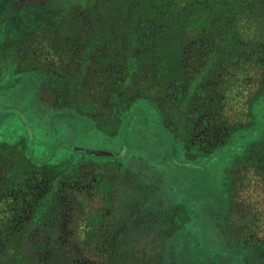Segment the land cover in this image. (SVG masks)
<instances>
[{"label":"trees","instance_id":"16d2710c","mask_svg":"<svg viewBox=\"0 0 264 264\" xmlns=\"http://www.w3.org/2000/svg\"><path fill=\"white\" fill-rule=\"evenodd\" d=\"M44 48L77 63L75 79L97 73L112 111L76 98V80L31 66ZM0 59L10 73L0 98L27 80L36 94L21 107L0 104V264H80L88 248L105 264H129L147 256L136 248L151 234L159 264H264V242H251L250 225L247 232L237 220L238 240L228 233L230 178L251 168L264 176V0H0ZM42 86L64 105L58 133L53 108L38 98ZM195 120L213 129L208 146L190 142ZM143 145L158 149L145 156ZM166 145L172 152L163 157ZM130 159L137 168L124 165ZM92 161L116 176L127 168L121 191L98 176L104 208L73 212L63 197L56 203L59 185ZM200 164L215 175L193 169ZM41 173L51 182L38 195L27 191L44 181ZM73 213L85 238L71 246L58 226Z\"/></svg>","mask_w":264,"mask_h":264},{"label":"rangeland","instance_id":"374dc122","mask_svg":"<svg viewBox=\"0 0 264 264\" xmlns=\"http://www.w3.org/2000/svg\"><path fill=\"white\" fill-rule=\"evenodd\" d=\"M48 50L49 48H44V50L41 52L43 53L42 58H39L36 54H34V57H37L36 58L37 60L35 61V63H33V60L31 59L32 63L30 65L34 67L35 64H37L38 66L37 68L39 70L42 69L43 67H46L47 69L49 68L53 70L57 74H61L62 76L66 77L70 81L71 79L76 80L75 82L81 83V89H82V90H75L76 98L80 97L79 95L83 93V97H85L86 99L88 100L91 99V100L98 102L100 111L102 112H106L109 110L112 111V109L110 108L111 106L109 107L110 99L108 98V94L104 92V88H101L104 82L100 81L99 77L97 76V73H94L92 78L90 77L93 73L91 75L88 74L85 77L78 76L79 78L75 79L74 77L77 76L76 74L79 71L78 64L72 62V60L66 59L65 52H61V50L55 49V50H52L51 52H47ZM39 51H40V48H39ZM39 51H36V52H39ZM46 53H49V54H46ZM1 61L2 60L0 59V62ZM23 65L21 64V66ZM1 74H2V77H0V83L2 82V80H5L7 78V75H10V73L7 74L4 72L3 66L0 64V75ZM105 74H107V72H105ZM42 75L45 78L46 74L42 73ZM111 75L112 74H108L106 79L111 77ZM112 81H115V80H112ZM75 82L71 81L72 86L75 85ZM42 84H46V83L42 82ZM18 87L19 88L16 91L12 89L10 91H4L5 95L7 96L6 97L4 95L6 101L0 98V104L4 105L6 102L10 103V101H12V102H15V105L21 107V105L24 103L26 99H31V98L35 99L36 94L33 93V90L35 87L33 83L30 82V80H27L25 82L20 81ZM128 93H131V92L129 91ZM24 95H26V97L22 99ZM38 98L42 99V101L44 102H48L49 105L53 108V111H52L53 115H56V116L54 118L52 125L55 127L57 126L56 132L58 129L61 131V124H59V119H62L63 116L59 115V110L64 105H60L58 103V100H57L58 98H56V95L53 94L51 90L47 91L44 86H42L41 89L39 90ZM42 106L44 105L42 104ZM192 117H195V114H192ZM197 119H200V118L198 117ZM202 125L203 124L201 120H195V122H193L191 137H189V140L193 144L201 143L205 147V146H208L207 144H210L209 142L214 139V134H213V129L204 128V126ZM200 126H202V128H200ZM49 128H51L50 125H49ZM55 137H57V135H55ZM72 138H74V134H72ZM71 143L79 145L78 143H74V142H71ZM98 143L100 144L98 148L109 149L114 152H118L119 149L122 150L125 148V144L122 142L121 144L120 143L119 144L118 143L104 144L101 142H98ZM167 145L168 146L170 145L168 141H167ZM167 145H166L167 150L165 149V153L162 154L161 152V155L163 157L165 156L166 153L170 154V152H172V149L168 150ZM66 147L68 149H71L67 145ZM66 147L63 146L64 153L68 152V149ZM149 148L151 149V151H157L158 149V148L153 149L151 146L143 145L142 147H140V150L145 154V156H149V151H150ZM129 161L130 163L128 165L127 164H124V165L130 168L132 167L135 169L140 164L139 163L140 161L137 159H130ZM204 165L200 164L197 168H193V169L194 170L198 169L197 171L204 175L205 174L215 175L216 170L214 169L208 170L207 167H205ZM174 166L184 168V165L182 167L179 161H177V163L174 164ZM242 167H244V165ZM126 171H127V168H125L122 171L120 176H116L115 174L116 170L107 165L103 166L101 163H98L96 161H92L89 164H84L78 169V171L76 172L77 175L73 179L64 180L62 184L59 185L58 192H57L58 195H56V198L58 201H56V203L58 202L60 204L59 198L63 197V201H64L63 207L69 208V211H73V212H77L81 210L87 211L91 206L97 207V208H104L105 207L104 201L102 197L99 195V193L97 192V186L94 185V184H98L97 177L102 176V177H106L110 179L112 178L115 190L121 191L119 187L122 184H124L123 180L126 175ZM172 174L174 175V177H172V180H173L172 183L178 184V181L180 180V177H181L180 170L176 169L175 167L173 168ZM210 177H212V175ZM40 179H44V181L42 180L40 183H38L37 181L36 188L30 187V185L27 186L26 187L27 191L29 190V191H32L33 193V190H35V194L38 195V192L43 191L47 187V184L51 182V178L46 176L45 173H41ZM215 180L217 181V179ZM229 184H230L232 194L235 195L234 196L235 198L234 208H233L235 215L233 216L232 221L230 223L231 229L235 230V234H233L235 237H233V235L230 232H228L229 235L231 236V238H235V240H238L239 236H241L240 229L236 227V225L238 224L237 220H239V221H242L241 223L242 225H245V226L247 225V229H246L247 232L249 231L248 227L250 225L251 233L249 234V238H251V242H255L257 240L259 241L261 240L264 242V176H262V171L256 168H251L250 170H246V171L244 170L240 172L238 171L236 172L234 176H232V178H230ZM132 191H133L132 194L135 196V198H137L138 194H141L140 192H135L134 194L133 189ZM198 195L202 197L203 195H206V194L201 195V192H200ZM142 196L144 199H146L145 195H142ZM115 202H116L115 205L117 204H119V206L121 205L120 203H118V200H115ZM191 210L193 213V211L196 210V208H191ZM105 212L107 213V211ZM58 227H63L65 230H67V235L61 238L62 242L70 243L71 246L81 245L82 242L84 244L85 235L83 233L84 228L82 225V221H81V218H79L75 213L72 214V217L68 215V220L66 221V223H62ZM154 237H155V234H154ZM139 240L140 242L137 243L136 255H138V253H141L144 250V247H146L148 248L147 249L148 252L146 253L147 258L146 257L143 258L142 254L139 255L138 259H135L133 258L134 256H131L129 264H159L160 262L158 263V257L156 256L157 255L156 252H158L159 248H156V249L151 248V250L149 249L150 246H153L155 244L153 242L152 234L147 236L146 238L139 237ZM221 240H223V238L217 239L216 241L217 245L218 244L221 245L220 244ZM149 259H154V260H149ZM79 262L80 264H105V257L102 254L94 253V250H92L91 248H88L84 251H81Z\"/></svg>","mask_w":264,"mask_h":264}]
</instances>
